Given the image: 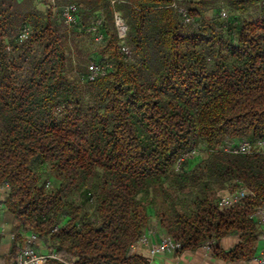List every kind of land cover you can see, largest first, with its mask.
<instances>
[{"label":"trees","instance_id":"obj_1","mask_svg":"<svg viewBox=\"0 0 264 264\" xmlns=\"http://www.w3.org/2000/svg\"><path fill=\"white\" fill-rule=\"evenodd\" d=\"M68 5L73 26L61 17ZM48 6L0 0V201L14 220L0 263L30 233L56 255L43 264H149L134 249L148 232L179 242L177 253L215 252L232 234L254 240L250 216L264 206V0ZM91 63L109 68L91 80ZM243 141L254 149L224 151ZM239 190L248 192L240 205L218 209Z\"/></svg>","mask_w":264,"mask_h":264},{"label":"built area","instance_id":"obj_2","mask_svg":"<svg viewBox=\"0 0 264 264\" xmlns=\"http://www.w3.org/2000/svg\"><path fill=\"white\" fill-rule=\"evenodd\" d=\"M180 13L185 14V12L181 9ZM77 8L75 5H68L61 9V17L64 22L68 26H73L77 22ZM114 26L117 32L118 39L124 40L126 38L127 26L125 21L118 13H114L113 15ZM100 20H97L87 29V32L94 33L98 26H100ZM29 34V28H23L18 34V40L23 41L27 38ZM101 39L100 36L96 37V40L99 41ZM123 51L126 55H130V51L128 48H123ZM109 68L108 65H99L96 63H91L88 66V75L89 78L95 79L98 76H102L105 74L106 70ZM258 149H264V143H257ZM254 149V146L249 142H241L236 147L226 148L224 151L233 154H246ZM191 155H196L195 151L191 152ZM185 157V156H184ZM182 157L180 161L184 159ZM248 196V192L245 190H239L232 194H224L221 195L218 200L217 206L219 210H228L237 205H240L242 201ZM3 207V204L0 202V209ZM250 218L257 220V223L260 225H264V206L256 208L251 214ZM260 239L264 241V233L261 234ZM38 237L34 233H30L25 245L19 249L16 254L15 259L10 264H43L47 260L56 259V255L53 252L47 250L44 253H39L36 251V246L38 243ZM135 246H144L147 248L148 255L150 257H154L157 255H170L177 254L180 250L179 242L175 241L169 236H164L157 242H153L152 233L148 232L142 235ZM205 249H211V246H205ZM256 264H264V251H262L256 258ZM3 264V263H0Z\"/></svg>","mask_w":264,"mask_h":264},{"label":"crops","instance_id":"obj_3","mask_svg":"<svg viewBox=\"0 0 264 264\" xmlns=\"http://www.w3.org/2000/svg\"><path fill=\"white\" fill-rule=\"evenodd\" d=\"M53 2L51 0V3ZM13 223V215L3 205L0 209V258L6 257L10 252L14 241ZM256 230L258 236H255L251 242H244L239 234L221 238L217 242L215 252H212V248L207 250L203 247L193 251L150 257L146 247L134 246V249L138 254L145 257L149 264H256L255 258L264 251V241L260 239L261 234L264 233V225L258 224L257 220ZM152 235L154 243L162 238L154 233ZM28 236L29 234L24 235L22 243L16 244L18 250L25 245ZM36 251L44 253L47 250L38 241Z\"/></svg>","mask_w":264,"mask_h":264},{"label":"rangeland","instance_id":"obj_4","mask_svg":"<svg viewBox=\"0 0 264 264\" xmlns=\"http://www.w3.org/2000/svg\"><path fill=\"white\" fill-rule=\"evenodd\" d=\"M32 1L36 7L41 10V11H45L47 9V7H49V3H51V0H30ZM54 2L52 4H54L56 2V0H53ZM77 8V7H76ZM225 16L224 14H222L221 17ZM224 18V17H223ZM89 28V27H88ZM87 28V29H88ZM44 247V245H43Z\"/></svg>","mask_w":264,"mask_h":264}]
</instances>
